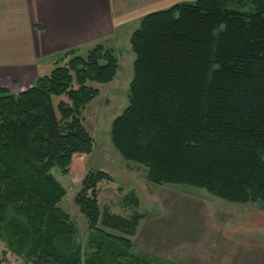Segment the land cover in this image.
I'll use <instances>...</instances> for the list:
<instances>
[{"label":"trees","instance_id":"obj_1","mask_svg":"<svg viewBox=\"0 0 264 264\" xmlns=\"http://www.w3.org/2000/svg\"><path fill=\"white\" fill-rule=\"evenodd\" d=\"M130 42L134 75L129 104L112 121L115 148L147 166L155 183L264 204V0L177 2L146 14ZM118 70L116 50L97 42L85 55L59 56L50 73L18 93L0 86L5 252L30 264H173L132 250L127 235L143 213L101 209L99 183L109 173L90 170L75 196L89 224L85 247L60 206L66 190L52 169H84L94 137L82 111L99 94L93 83L111 82Z\"/></svg>","mask_w":264,"mask_h":264},{"label":"rangeland","instance_id":"obj_2","mask_svg":"<svg viewBox=\"0 0 264 264\" xmlns=\"http://www.w3.org/2000/svg\"><path fill=\"white\" fill-rule=\"evenodd\" d=\"M128 34L129 31L125 29L123 39L119 42L121 47L116 49L119 58L116 78L107 83L94 82L99 88V94L82 111L84 124L94 137L92 152L86 154L79 164L84 169L65 174L58 166L52 169L66 190L60 206L76 222L78 240L85 247L90 234L89 224L75 203V196L90 170L105 171L110 174L111 179L99 183L101 209H108L127 218L132 217L135 212L143 213L144 217L140 219L133 235L107 227L101 222L100 227L111 233L127 235L132 240V250L136 253L173 264H204L198 259L209 258L206 251L210 254L212 250L209 248L213 246L210 238L215 239L217 236L208 227L213 222L209 215L212 210L225 212L240 208L242 210L248 206L224 200L205 188L190 184L155 183L147 177V166L126 160L115 148L111 139L112 121L129 104V87L134 75L135 53ZM81 54L85 55L86 52ZM131 197H135L137 202ZM5 248V243L0 242V264H30L11 251L5 252ZM244 256L238 257L234 264H238L243 258L248 264H264V255L259 259V255L251 253H245ZM209 264L214 263L211 261Z\"/></svg>","mask_w":264,"mask_h":264},{"label":"crops","instance_id":"obj_3","mask_svg":"<svg viewBox=\"0 0 264 264\" xmlns=\"http://www.w3.org/2000/svg\"><path fill=\"white\" fill-rule=\"evenodd\" d=\"M181 1L195 0H0V86L18 93L50 73L59 56L87 52L97 42L119 49L125 29L131 35L146 14ZM245 204L212 210L208 227L217 236L200 263L264 255V204ZM244 260L238 264H248Z\"/></svg>","mask_w":264,"mask_h":264}]
</instances>
